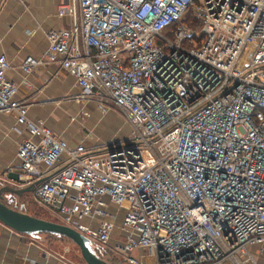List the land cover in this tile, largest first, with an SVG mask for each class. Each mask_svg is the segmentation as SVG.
Segmentation results:
<instances>
[{
    "label": "built area",
    "instance_id": "built-area-1",
    "mask_svg": "<svg viewBox=\"0 0 264 264\" xmlns=\"http://www.w3.org/2000/svg\"><path fill=\"white\" fill-rule=\"evenodd\" d=\"M58 14L71 23L23 58L21 83L55 62L74 101L106 96L129 130L70 145L28 117L0 53V111L24 131L6 173L44 178L32 198L100 245L120 207V264H240L264 240V0H66Z\"/></svg>",
    "mask_w": 264,
    "mask_h": 264
},
{
    "label": "crops",
    "instance_id": "crops-1",
    "mask_svg": "<svg viewBox=\"0 0 264 264\" xmlns=\"http://www.w3.org/2000/svg\"><path fill=\"white\" fill-rule=\"evenodd\" d=\"M63 1L66 0H0V53L9 61L5 76L17 84V97L28 104L29 118L42 119L70 145L79 141L94 144L97 140L87 139L86 126L75 119L81 108L72 98L79 92L72 75L57 63L49 62L26 75L28 86L21 83L23 72L19 64L23 58L40 56L47 46L46 32L71 23L69 15L58 14V6ZM82 108L86 113L87 103ZM82 127L87 131H81ZM113 131L114 135L106 141L123 137L127 132L118 127ZM23 135V128L16 124L14 115L0 111V185L22 186L14 178L16 172L8 174L6 169H17L16 150ZM246 250L247 257L242 256L240 264H264V240L248 244ZM0 264L79 263L47 250L31 234L17 232L0 221Z\"/></svg>",
    "mask_w": 264,
    "mask_h": 264
},
{
    "label": "rangeland",
    "instance_id": "rangeland-1",
    "mask_svg": "<svg viewBox=\"0 0 264 264\" xmlns=\"http://www.w3.org/2000/svg\"><path fill=\"white\" fill-rule=\"evenodd\" d=\"M189 13L190 12H187L184 15L183 20L185 22L188 21ZM77 103L79 104V108L81 109H79L78 111L79 116L75 119L78 118L82 122L81 125L86 126L88 130L87 139H95L97 140L96 142L106 141L105 139L109 138V136L112 137L114 135L113 130L116 127H118L119 129H126V131L128 132L129 123L126 120L124 114L106 96L103 95L99 97H94L93 99L92 97L85 98ZM84 103H87L86 113L82 108ZM87 130L84 127L81 128V131ZM5 198H12L11 205H14V207L16 208L21 205L20 207H22V209L27 213L52 221L61 222V219L56 216L54 212H52L49 208L40 206L32 198L31 191L25 192L21 194V196L6 194ZM108 209L115 214V227L112 236L109 241L104 245L98 244L95 238H91V245L94 251L104 259L113 263L120 264V257L114 250V246L117 242L121 240L119 225L122 216V210L120 209V207L113 204H109ZM31 237L42 243L49 251L63 255L66 258H70L76 263L86 264L79 253L78 246L65 236L46 232H37L31 234ZM245 255L246 253L242 256L246 258L247 255Z\"/></svg>",
    "mask_w": 264,
    "mask_h": 264
},
{
    "label": "water",
    "instance_id": "water-1",
    "mask_svg": "<svg viewBox=\"0 0 264 264\" xmlns=\"http://www.w3.org/2000/svg\"><path fill=\"white\" fill-rule=\"evenodd\" d=\"M42 179L44 178H37L24 186L0 185V221L17 232L24 234L46 232L69 238L78 246L79 253L86 264H117L98 255L92 248L89 238L76 229L61 222L27 213L21 210V205L18 208L12 206V198H5L6 194L21 196L25 192L32 191L34 185Z\"/></svg>",
    "mask_w": 264,
    "mask_h": 264
},
{
    "label": "trees",
    "instance_id": "trees-1",
    "mask_svg": "<svg viewBox=\"0 0 264 264\" xmlns=\"http://www.w3.org/2000/svg\"><path fill=\"white\" fill-rule=\"evenodd\" d=\"M188 16H189L188 21L190 22L191 26H192L194 29H196V28L198 27V24L196 23V21L194 22V21H192V20L190 19V13H189Z\"/></svg>",
    "mask_w": 264,
    "mask_h": 264
},
{
    "label": "bare ground",
    "instance_id": "bare-ground-1",
    "mask_svg": "<svg viewBox=\"0 0 264 264\" xmlns=\"http://www.w3.org/2000/svg\"><path fill=\"white\" fill-rule=\"evenodd\" d=\"M28 115V114H27Z\"/></svg>",
    "mask_w": 264,
    "mask_h": 264
}]
</instances>
